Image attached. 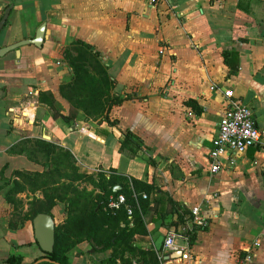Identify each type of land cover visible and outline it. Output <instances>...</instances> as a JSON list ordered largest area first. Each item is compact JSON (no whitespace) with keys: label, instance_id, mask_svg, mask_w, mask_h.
Segmentation results:
<instances>
[{"label":"crops","instance_id":"obj_1","mask_svg":"<svg viewBox=\"0 0 264 264\" xmlns=\"http://www.w3.org/2000/svg\"><path fill=\"white\" fill-rule=\"evenodd\" d=\"M10 5L0 47L34 37L42 23L46 29L41 48L0 56V186L11 182L0 189V264L10 255L21 256V264L46 256L27 215L31 201L43 198L44 178L35 186L15 174L51 167L35 140L68 151L77 172L95 180L112 171L153 187L147 232L134 235V250L116 264H264V148L249 147L231 164L223 159L215 172L208 160L227 105L224 90L264 127V0H0V18ZM73 40L100 53L115 95H131L111 109L118 125L81 110L64 118L74 110L59 92L71 78L60 54ZM43 92L54 108L39 101ZM126 129L152 150L133 158L120 153ZM14 181L23 189L12 192ZM195 206L205 221L199 227ZM51 214L62 224L65 203ZM170 231L178 250L164 247ZM55 233L65 243L75 238L64 228ZM111 253L94 251L86 239L66 251L71 264H103Z\"/></svg>","mask_w":264,"mask_h":264},{"label":"trees","instance_id":"obj_2","mask_svg":"<svg viewBox=\"0 0 264 264\" xmlns=\"http://www.w3.org/2000/svg\"><path fill=\"white\" fill-rule=\"evenodd\" d=\"M7 23V21H6ZM69 50H76L77 55H69L67 61L68 67L71 69V78L67 83L59 86V92L62 97L70 103L74 110L73 115L65 116L66 120L74 118L76 111L81 110L86 118H101L108 122L109 125H118V118L109 117V112L113 105H119L123 100L131 97L130 94L125 96L110 95L111 89L114 87V81L110 78L105 63L102 62L100 53L94 51L91 46L81 40H73L65 48V54ZM67 51V52H66ZM86 60L91 63L93 71L90 72L86 65ZM39 101L47 103L54 108V98L50 92H43L39 95ZM192 100H189L190 102ZM123 138L119 146V152L128 158H133L139 153H149L152 149L145 145L142 138L126 129L122 132ZM34 148L40 149L51 167L42 172H26L17 171L15 174L24 182L38 185V178L42 180L43 198L36 199L30 203V210L27 215L33 213L32 218L40 212L51 213L52 208L57 202L65 203L66 216L62 222L56 226V231L60 228L71 231L74 240L68 243L64 239L60 241L58 233H55L54 250L49 255L50 259L61 264H71L68 261L66 251L69 250L75 243L82 240H87L94 251H105L112 249V253L102 260L103 264H116V259L122 258L126 251H133V237L135 234H145L146 221L149 211L153 209V198H150V193L153 187L149 184L141 182L133 178H126L114 174L112 171L108 177L104 173H98L95 180L90 175H85L77 172L73 158L68 151L63 150L46 142L44 140H35ZM14 152H23L24 148H13ZM147 161L150 163L153 160L148 156ZM4 168L0 171L3 174ZM57 177V178H56ZM64 178V180H60ZM4 180V178H2ZM40 179V178H39ZM87 181L93 185V190L78 191L75 181ZM58 182V183H57ZM19 181H14L11 186L12 192H17L23 189ZM119 184L122 193L126 197L127 204L131 209L129 217L126 207H121L117 211L105 210L108 200L104 198L105 190L113 185ZM131 184V186H130ZM11 185V182L6 180L0 186V189ZM32 190L36 188H32ZM95 189L100 192L95 193ZM71 192V193H70ZM133 192L137 195V202L133 197ZM143 193L146 198H143ZM13 202L18 204L12 198ZM169 203L173 206H178L171 198ZM132 222V225H130ZM65 246L64 248L62 246ZM22 257L19 255H10L6 262L8 264H21Z\"/></svg>","mask_w":264,"mask_h":264},{"label":"built area","instance_id":"obj_3","mask_svg":"<svg viewBox=\"0 0 264 264\" xmlns=\"http://www.w3.org/2000/svg\"><path fill=\"white\" fill-rule=\"evenodd\" d=\"M224 96L227 100L226 109L218 123L217 131L212 139V148L208 153L212 172L221 167L223 159L228 160L231 164L232 156L243 154L249 147L264 148V127L256 125L252 118L251 108L240 98L233 97L229 90H224ZM133 197L137 202V195L134 192ZM142 197L146 198L147 196L143 193ZM121 207H126L128 215H131L125 195L118 193L114 198L108 200L104 209L117 211ZM191 212L194 225L202 226L205 221L200 216L199 207H193ZM176 238L177 234L174 231L168 232L164 238V247L168 250H178ZM255 243L258 244V240ZM189 257L187 251L183 252V259Z\"/></svg>","mask_w":264,"mask_h":264},{"label":"water","instance_id":"obj_4","mask_svg":"<svg viewBox=\"0 0 264 264\" xmlns=\"http://www.w3.org/2000/svg\"><path fill=\"white\" fill-rule=\"evenodd\" d=\"M10 9H11V5L7 6L4 9V12L0 18V31L4 28L6 24ZM45 29H46V24L42 23L37 28L34 37L25 38L17 42L8 44L6 46L0 47V56L5 55L6 53L12 50H15L17 56H19L20 48L25 45H33L37 48H41L45 40ZM44 138H48V137L45 136ZM120 190H121V186L119 184H113L105 190L104 198L106 200H109L110 198H114L119 193ZM32 225H33L35 240L37 241L41 250L46 254V256L34 261L32 264H39L42 262H47L50 264H61L59 262L51 260L49 257V255L54 250V243H55L56 224L52 214L45 212L37 213L32 218Z\"/></svg>","mask_w":264,"mask_h":264},{"label":"rangeland","instance_id":"obj_5","mask_svg":"<svg viewBox=\"0 0 264 264\" xmlns=\"http://www.w3.org/2000/svg\"><path fill=\"white\" fill-rule=\"evenodd\" d=\"M65 48L66 47H64L63 48V50H62V53L60 54L61 55V60H63L64 62H65V65L66 66H68V64H67V61H68V59H69V55H71V56H76L77 55V51L76 50H69L66 54H65ZM86 65H87V67L89 68V71L90 72H92L93 71V68H92V66H91V63L88 61V60H86ZM70 72H71V69H70ZM113 94V92H112V89H111V91H110V95H112ZM66 99V98H65ZM114 106V105H113ZM112 106V107H113ZM112 107H111V109H112ZM110 112H111V110H110ZM110 112H109V117H110ZM115 118V117H114ZM89 119H92V120H96V119H98V117L96 118H89ZM110 119L112 120L113 118H111L110 117ZM82 181H84V180H82ZM82 181H78V183H77V185L78 186H80V183H82ZM89 183V182H88ZM85 190V191H88L85 187H81V188H79L78 187V191H81V190ZM95 192V191H94ZM71 193V192H70ZM32 215H33V213H31L30 212V214H29V216L30 217H32Z\"/></svg>","mask_w":264,"mask_h":264}]
</instances>
